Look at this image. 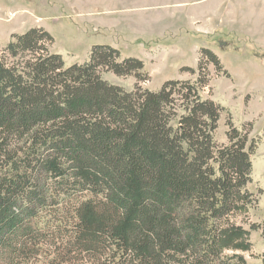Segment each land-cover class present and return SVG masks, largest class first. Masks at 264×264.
<instances>
[{
  "label": "trees",
  "instance_id": "16d2710c",
  "mask_svg": "<svg viewBox=\"0 0 264 264\" xmlns=\"http://www.w3.org/2000/svg\"><path fill=\"white\" fill-rule=\"evenodd\" d=\"M53 44L32 28L0 48V264H242L257 145L231 117L229 144L216 142L224 108L201 95L208 70L150 91L137 58L95 45L65 67ZM102 71L138 83L128 92Z\"/></svg>",
  "mask_w": 264,
  "mask_h": 264
},
{
  "label": "rangeland",
  "instance_id": "374dc122",
  "mask_svg": "<svg viewBox=\"0 0 264 264\" xmlns=\"http://www.w3.org/2000/svg\"><path fill=\"white\" fill-rule=\"evenodd\" d=\"M0 0V48L15 34L43 28L54 39L50 51L65 67L89 61L95 45L120 50L121 60L134 57L150 77L140 85L159 91L166 81L198 79L199 67L209 72V85L201 91L224 108L215 140L228 145L227 124L250 131L257 145L251 157L252 183L259 205L237 216V224L250 231L248 251L234 252L242 264H263L264 226V0ZM121 3V2H120ZM135 4V5H133ZM121 6L122 11L117 7ZM116 8V9H115ZM117 11H107V10ZM203 48L215 53L229 76L218 72ZM110 84L130 92L138 80L102 71ZM233 254V252H229Z\"/></svg>",
  "mask_w": 264,
  "mask_h": 264
},
{
  "label": "crops",
  "instance_id": "0c3cea01",
  "mask_svg": "<svg viewBox=\"0 0 264 264\" xmlns=\"http://www.w3.org/2000/svg\"><path fill=\"white\" fill-rule=\"evenodd\" d=\"M105 2H106V0H105ZM120 2H121V3H120ZM118 3H119V4H118ZM117 4H118V5H124L125 2H124V1H119V0H118ZM133 5H135V4H133ZM120 7H121V6H118V7H117L118 11H122V10H123V8H120ZM115 9H116V8H115ZM107 11H117V10H109V9H108ZM110 46H111V45H110ZM112 47H113V46H112Z\"/></svg>",
  "mask_w": 264,
  "mask_h": 264
}]
</instances>
